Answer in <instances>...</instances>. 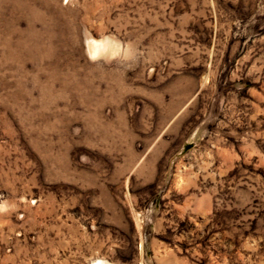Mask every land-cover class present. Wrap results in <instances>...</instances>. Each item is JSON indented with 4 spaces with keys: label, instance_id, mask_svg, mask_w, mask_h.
Instances as JSON below:
<instances>
[{
    "label": "rangeland",
    "instance_id": "obj_1",
    "mask_svg": "<svg viewBox=\"0 0 264 264\" xmlns=\"http://www.w3.org/2000/svg\"><path fill=\"white\" fill-rule=\"evenodd\" d=\"M94 262L264 264V0H0V264Z\"/></svg>",
    "mask_w": 264,
    "mask_h": 264
},
{
    "label": "bare ground",
    "instance_id": "obj_2",
    "mask_svg": "<svg viewBox=\"0 0 264 264\" xmlns=\"http://www.w3.org/2000/svg\"><path fill=\"white\" fill-rule=\"evenodd\" d=\"M95 41V40H94ZM107 44V43H106ZM105 42L104 41H100V42H94L91 46H90V51L93 52L94 54L96 52L102 51L105 49ZM103 52V51H102ZM92 53V54H93ZM101 53V52H100ZM91 54V53H90ZM93 264H100V262H94Z\"/></svg>",
    "mask_w": 264,
    "mask_h": 264
}]
</instances>
